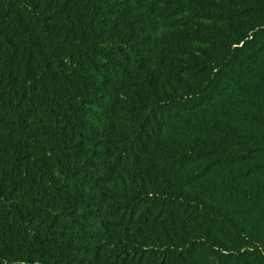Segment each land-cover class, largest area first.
<instances>
[{"label":"trees","instance_id":"trees-1","mask_svg":"<svg viewBox=\"0 0 264 264\" xmlns=\"http://www.w3.org/2000/svg\"><path fill=\"white\" fill-rule=\"evenodd\" d=\"M0 264H264V0H0Z\"/></svg>","mask_w":264,"mask_h":264}]
</instances>
